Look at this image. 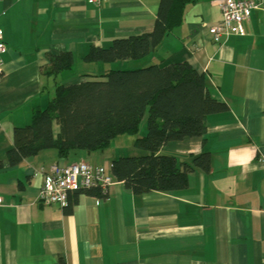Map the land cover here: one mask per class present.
<instances>
[{"label":"crops","instance_id":"obj_1","mask_svg":"<svg viewBox=\"0 0 264 264\" xmlns=\"http://www.w3.org/2000/svg\"><path fill=\"white\" fill-rule=\"evenodd\" d=\"M223 1L200 0L148 56L99 71L106 63L84 61L91 47L152 32L161 0H108L99 8L88 0H0L8 47L0 82V264H264V11L251 12L245 36L216 42L208 29L220 21ZM63 52L75 59L57 79L65 85L118 66L192 65L228 109L208 115L203 137L168 142L160 153L187 163L209 153V171L195 170L187 188L170 193L136 195L115 180L104 197H71L69 208L41 202V169L87 161L111 174L113 160L147 154L134 145L139 135H123L103 152L60 159L51 148L9 166L13 129L51 97L55 82L41 72L47 56ZM76 64L83 69L74 71Z\"/></svg>","mask_w":264,"mask_h":264},{"label":"trees","instance_id":"obj_2","mask_svg":"<svg viewBox=\"0 0 264 264\" xmlns=\"http://www.w3.org/2000/svg\"><path fill=\"white\" fill-rule=\"evenodd\" d=\"M199 2L161 0L152 32L116 39L106 49L91 47L84 61L114 63L145 58L182 26L187 9ZM47 59L41 72L55 82L51 97L46 107L33 109L29 124L13 129L14 146L7 152L10 167L51 148L58 151L60 159H68L75 151L103 152L120 136L139 135L147 116V134L134 143L147 154L113 160L111 175L116 181L136 195L170 193L187 188L189 175L195 170L209 171V153L193 156L191 163L160 153L168 142L203 137L208 115L228 109L211 96L205 76L192 65L182 62L108 70L93 76L98 79L65 85L57 79L74 67L73 54H48ZM55 124L59 127L57 136ZM4 168L0 160V171ZM81 195L104 197L105 193L101 187L78 189L70 193L69 200H78ZM71 206L68 203L66 208Z\"/></svg>","mask_w":264,"mask_h":264},{"label":"built area","instance_id":"obj_3","mask_svg":"<svg viewBox=\"0 0 264 264\" xmlns=\"http://www.w3.org/2000/svg\"><path fill=\"white\" fill-rule=\"evenodd\" d=\"M95 7L99 8L108 0H88ZM221 19L208 29L211 40L220 42L232 35L245 36V23L250 19L251 12L255 9L264 11L263 0H224L220 5ZM8 47L5 41L4 32L0 29V82L4 76V55ZM45 175V181L39 192L41 202L67 206L70 193L84 188L101 187L106 194L107 189L115 181L103 166L95 167L87 161L74 162L67 166L55 164L50 173L44 169L38 172ZM4 198L0 197V205Z\"/></svg>","mask_w":264,"mask_h":264},{"label":"rangeland","instance_id":"obj_4","mask_svg":"<svg viewBox=\"0 0 264 264\" xmlns=\"http://www.w3.org/2000/svg\"><path fill=\"white\" fill-rule=\"evenodd\" d=\"M117 62V61H116ZM87 63V62H86ZM107 64H110V63H106V65L104 64V65H101V67H98L97 69L99 70V71H102V68H104V66H109V65H107ZM111 64H113V63H111ZM149 65H152V64H149ZM149 65H147V66H149ZM85 66V68H84V70L85 69H88L87 70V72L86 73H92L91 75H93V67L91 66V67H88V66H86V65H84ZM147 66H144V67H147ZM120 66H118V67H112V69L111 70H133V69H141V68H119ZM128 67V66H127ZM144 67H142V68H144ZM83 68H80L79 67V65H77L76 64V66H75V68H74V71H76V70H82ZM109 69V68H108ZM104 72L105 71H107L106 69H104L103 70ZM99 73H103V72H99ZM95 79H98V78H95L94 77V80ZM99 79H100V77H99ZM147 120H148V118H147V116L144 118V120L142 121V124H141V128H140V132H139V136L138 137H143V136H145L146 134H147ZM145 132V133H144ZM126 138H133L132 136H128V135H126ZM130 156H133V155H130ZM139 156V155H138ZM87 157H89V156H87ZM89 159V158H88ZM106 167V166H105ZM108 168V167H107Z\"/></svg>","mask_w":264,"mask_h":264}]
</instances>
